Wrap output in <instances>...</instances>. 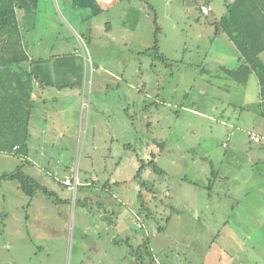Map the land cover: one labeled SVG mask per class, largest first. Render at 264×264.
I'll use <instances>...</instances> for the list:
<instances>
[{"label": "rangeland", "instance_id": "1", "mask_svg": "<svg viewBox=\"0 0 264 264\" xmlns=\"http://www.w3.org/2000/svg\"><path fill=\"white\" fill-rule=\"evenodd\" d=\"M225 2L127 0L68 36L38 24L44 56L53 42L82 70L68 99L44 93L26 157L0 151V264H264L260 87L220 71L238 64L215 33ZM156 42L171 61L144 53Z\"/></svg>", "mask_w": 264, "mask_h": 264}, {"label": "trees", "instance_id": "2", "mask_svg": "<svg viewBox=\"0 0 264 264\" xmlns=\"http://www.w3.org/2000/svg\"><path fill=\"white\" fill-rule=\"evenodd\" d=\"M208 1L206 0V4ZM206 7L210 12V7ZM225 9V13L214 23L215 33H225L237 48L238 65L234 68L223 65L220 67V71L238 84L246 85L250 76H255L260 87L259 95L264 115V62L261 59V55L264 53V0H233L225 3ZM152 52L160 60L164 62L168 60L160 52L157 42L150 49L144 51L145 54ZM74 55L72 53L58 56L55 62L61 64V67L63 62L67 61L71 63L75 72L82 70V66L77 64ZM28 61L30 58L22 44L19 28L12 25H0V77L7 73L4 79L9 82L7 87L0 86V130L11 140L9 145L0 146L2 152H10L16 145L26 146V141L30 136L28 125L31 117L30 96L33 91V83L40 86L64 87L52 82L49 78V70L43 69L47 60L33 58L30 61L32 64L30 68L22 67L21 64ZM63 66L65 70L62 69L67 71L66 65ZM70 84L73 85L69 81L68 86ZM72 174L74 175V173ZM3 177L18 179L20 188L29 196H33L38 188L43 189L30 175L16 173ZM153 263L155 264L154 260L151 261V264Z\"/></svg>", "mask_w": 264, "mask_h": 264}, {"label": "crops", "instance_id": "3", "mask_svg": "<svg viewBox=\"0 0 264 264\" xmlns=\"http://www.w3.org/2000/svg\"><path fill=\"white\" fill-rule=\"evenodd\" d=\"M123 1L127 2V0H0V25L17 26L21 32L22 44L26 49V53L28 54L30 61L33 58H40L47 60V63L43 66V69L49 70L50 80L52 82L57 83L58 85L64 86V87H58L52 85L40 86L33 83V91L30 96V103L32 107H31V117L28 125L29 135H30V129L32 128L30 124L32 117L35 116V119H38L37 115L43 116L44 114V112L41 111L43 108H39V106L41 105L42 97L44 96V93H46V90H50L49 87H53V89L55 90L54 92H56L53 95L55 96L56 99L60 96H61V100L68 99V97H70L68 94V90L70 86H68L66 74H68L69 76L72 73V71H75L73 70L74 68H72L70 62L67 61L63 62V65H66L67 67V71H64L65 67L63 65H62L63 67L62 66L60 67L61 64L55 62V59L58 56L61 57L68 54L63 50V48L62 51H57L56 54H53L56 46V44L55 43L53 44V42H51L52 48H50L51 50V52L49 53L50 56H44V52H45L44 48L42 47L38 48V46H41V42L44 39V36L40 35V32L42 31L40 29H42L43 27H39L38 24L46 23L49 25L48 29L61 28L59 30H66L65 35L68 36V31L70 32V26L72 27V25L65 24L66 22L70 21L71 23H73L75 27L82 29V23L83 21H86V18L90 19L92 16L98 17L99 15H102L106 12L110 13L112 12V8L116 7ZM210 1L211 0L208 1L207 5L211 9ZM225 3H228L227 0ZM55 6H57V10L61 13L60 15L57 14ZM61 6L64 8L63 10L60 9ZM126 16L127 14L125 15L120 14L117 16V19L119 21H122L123 23H126L124 22L126 21L125 20ZM51 22L52 24H55L56 27L53 26L51 27ZM72 29L74 30L75 28L72 27ZM93 29L94 27L91 26L88 29H86V31L91 32V30ZM126 29L127 27L125 28V30ZM32 32L35 33L31 35ZM32 36L34 38V41H32ZM60 37H55V39H59V45H63V40H66V38H61L62 40L61 41ZM31 46L33 47L32 49ZM42 46H44V44ZM74 56H75L74 59L78 62L79 60L76 58V55ZM237 56H238V50H237ZM261 59L264 62V53L261 55ZM30 61L22 63L21 64L22 67L30 68L32 65ZM237 63H238V59H237ZM221 66L223 65H220V67ZM60 68L61 69L63 68L64 70L62 69L61 71ZM228 68H232V67H228ZM6 75L7 73H4L2 77H0L1 78L0 86L3 87L8 86L9 82L4 79L5 78L4 76ZM45 111H47V109ZM35 121L32 122V125L34 126V128H39V126H37ZM28 147L29 144L26 141V146H21V147L19 145L13 146L12 151L14 150L17 155L26 157L29 153ZM77 180H78V176H77ZM63 185L68 189V187L64 183Z\"/></svg>", "mask_w": 264, "mask_h": 264}, {"label": "built area", "instance_id": "4", "mask_svg": "<svg viewBox=\"0 0 264 264\" xmlns=\"http://www.w3.org/2000/svg\"><path fill=\"white\" fill-rule=\"evenodd\" d=\"M201 10L204 13H208L209 12V8H207L206 6H201ZM80 41H81L80 44L83 47L84 44L82 42V38H80ZM74 53H76V51H74ZM255 140H258V138L255 137ZM63 182H64V184H66V186L68 187L69 190H75L77 185H78L77 173H74V175H66Z\"/></svg>", "mask_w": 264, "mask_h": 264}, {"label": "clouds", "instance_id": "5", "mask_svg": "<svg viewBox=\"0 0 264 264\" xmlns=\"http://www.w3.org/2000/svg\"><path fill=\"white\" fill-rule=\"evenodd\" d=\"M64 183V182H63Z\"/></svg>", "mask_w": 264, "mask_h": 264}]
</instances>
